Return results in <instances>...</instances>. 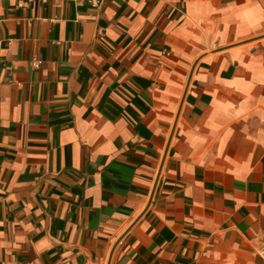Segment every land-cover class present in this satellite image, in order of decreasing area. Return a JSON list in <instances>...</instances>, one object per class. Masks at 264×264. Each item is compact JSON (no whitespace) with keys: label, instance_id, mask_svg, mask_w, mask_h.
Segmentation results:
<instances>
[{"label":"crops","instance_id":"crops-1","mask_svg":"<svg viewBox=\"0 0 264 264\" xmlns=\"http://www.w3.org/2000/svg\"><path fill=\"white\" fill-rule=\"evenodd\" d=\"M23 2L0 264H264V0Z\"/></svg>","mask_w":264,"mask_h":264},{"label":"built area","instance_id":"built-area-1","mask_svg":"<svg viewBox=\"0 0 264 264\" xmlns=\"http://www.w3.org/2000/svg\"><path fill=\"white\" fill-rule=\"evenodd\" d=\"M30 1H32V0H27V2H30ZM42 1H43V0H42ZM27 2H23L21 5H26ZM32 65L36 68V67H38V66L40 65V61L34 59V60L32 61ZM260 254H264V248H262V250L260 251Z\"/></svg>","mask_w":264,"mask_h":264}]
</instances>
